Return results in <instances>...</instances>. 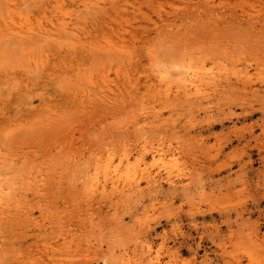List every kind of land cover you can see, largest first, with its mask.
Masks as SVG:
<instances>
[{"label": "rangeland", "instance_id": "rangeland-1", "mask_svg": "<svg viewBox=\"0 0 264 264\" xmlns=\"http://www.w3.org/2000/svg\"><path fill=\"white\" fill-rule=\"evenodd\" d=\"M0 11V264H122L146 260L147 242L164 264H264V0H0ZM63 22L75 46L52 42ZM199 68L217 78L192 100L182 92ZM151 149L174 154L186 187L90 194L98 158Z\"/></svg>", "mask_w": 264, "mask_h": 264}, {"label": "bare ground", "instance_id": "bare-ground-1", "mask_svg": "<svg viewBox=\"0 0 264 264\" xmlns=\"http://www.w3.org/2000/svg\"><path fill=\"white\" fill-rule=\"evenodd\" d=\"M11 1V0H10ZM61 2V1H60ZM5 3H9V2H5ZM92 3V2H90ZM15 5V4H13ZM91 5V4H90ZM86 6V5H84ZM7 7V6H6ZM9 7V6H8ZM7 7V8H8ZM100 7V6H99ZM5 8V7H4ZM17 8V7H15ZM57 8V6H56ZM96 8H98L96 6ZM10 9V8H9ZM8 9V10H9ZM85 9H89V8H85ZM103 9V8H102ZM101 9V10H102ZM105 9V8H104ZM5 11V10H4ZM14 12L16 10H13ZM99 11V10H98ZM1 12V15H2V11ZM17 12V15H18V11ZM58 12V11H56ZM5 13V12H4ZM59 13V12H58ZM102 13V12H101ZM8 14V13H7ZM19 14H22V13H19ZM56 14V13H55ZM61 14V11L60 13ZM0 15V17H2ZM16 15V14H15ZM103 15V14H102ZM12 16V15H10ZM55 16V15H54ZM7 17V16H6ZM23 17V15H22ZM21 17V18H22ZM45 17V16H44ZM64 17V16H63ZM2 18H5V17H2ZM9 18V17H8ZM18 20L19 19V16L17 17ZM46 18V17H45ZM10 19V18H9ZM23 19V18H22ZM47 19V18H46ZM12 20V19H11ZM29 18H27V20L25 21H28ZM2 21V19H1ZM61 22V21H60ZM3 23V22H2ZM19 23V22H18ZM25 23V22H24ZM4 24V23H3ZM12 24V23H11ZM20 24V23H19ZM18 24V26H19ZM61 25V28L60 26L57 28V30L59 32L57 33H53L50 37L53 38L54 41L52 40H49V41H52L54 43H56L58 46L60 47H63V46H70L71 44L73 46L76 45V43H70V42H65L63 40V38L65 36H69L71 35H75L76 32V29H74V25L71 24V26H69L67 23H61L59 24ZM5 26V25H4ZM41 26V25H40ZM29 27V26H28ZM38 28V26H36ZM77 27V26H76ZM53 28V27H52ZM21 30V29H20ZM28 30V29H26ZM45 30V28L43 29ZM51 31V30H50ZM25 32V31H24ZM74 32V34H73ZM30 33V32H28ZM51 33V32H50ZM11 34V33H10ZM19 34V33H18ZM31 34V33H30ZM4 35V34H3ZM45 35V34H44ZM5 36H8L5 34ZM17 36V35H16ZM47 36V35H46ZM49 36V35H48ZM47 36V38H48ZM77 36V35H76ZM22 37V36H20ZM28 37V36H27ZM40 37V35L38 36ZM37 37V38H38ZM43 36H41L42 38ZM73 37V36H72ZM71 37V38H72ZM4 38V37H3ZM10 38V37H9ZM14 38V37H13ZM25 38V37H24ZM36 39V36L34 37ZM33 38V39H34ZM37 39V40H42V39ZM45 38V37H44ZM55 38V39H54ZM26 40H28L27 38H25ZM34 39V40H35ZM75 39V37L73 38ZM77 39V38H76ZM6 40V39H5ZM7 40H10L7 38ZM12 40V39H11ZM14 40H17L14 38ZM36 40V41H37ZM44 40V39H43ZM42 40V41H43ZM46 40V38H45ZM72 40V39H71ZM78 40V39H77ZM20 41H23L20 39ZM48 41V40H47ZM79 41V40H78ZM3 41H1L2 43ZM35 42V41H34ZM40 42V41H39ZM46 42V41H45ZM44 42V43H45ZM85 42V41H84ZM29 43V42H28ZM70 43V44H69ZM78 43V42H77ZM83 43V42H82ZM27 44V43H26ZM40 44V43H39ZM50 44V43H48ZM53 44V43H51ZM88 44V43H86ZM33 45H37V44H34ZM41 47L43 44H40ZM44 45H47V44H44ZM55 45V44H53ZM107 45V44H106ZM29 46H30V43H29ZM39 46V45H38ZM47 47V46H46ZM113 47V46H112ZM37 48V47H36ZM43 48V47H42ZM65 48V47H63ZM102 49V47H100ZM106 48V47H105ZM120 48V47H119ZM38 49V48H37ZM70 49V48H69ZM73 49V47H72ZM97 49V47L95 48ZM27 50V49H26ZM60 50V49H59ZM125 50V49H124ZM35 51V50H34ZM104 51V49H103ZM107 51V49H106ZM123 51V50H122ZM120 51V52H122ZM43 52V51H42ZM40 53L38 55V58L34 57V60H35V63L37 64V66H40V65H45L46 64V61L44 60V55L43 53ZM113 52V51H112ZM115 52V51H114ZM32 52L30 51L29 54H31ZM89 53V52H88ZM101 53V52H99ZM111 53V51H110ZM96 54V53H95ZM108 55H111L109 53H107ZM33 55V54H32ZM113 56H115V54H112ZM118 55H120L118 53ZM117 55V56H118ZM49 55H47L48 57ZM101 56H103L101 54ZM112 56V57H113ZM98 57L100 58V55H98ZM97 57V58H98ZM121 59L119 60H122V56H120ZM103 58V57H102ZM101 58V59H102ZM111 58V56H110ZM117 58V57H116ZM130 59V58H129ZM99 60V59H98ZM104 60V59H103ZM111 60V59H110ZM109 60V61H110ZM113 60V59H112ZM118 59H116L117 61ZM105 61V60H104ZM108 61V60H107ZM120 62V61H119ZM12 63V62H10ZM9 63V64H10ZM99 63V62H98ZM118 63V62H117ZM96 64V63H95ZM102 65V64H100ZM35 66V65H34ZM110 66V65H109ZM36 67V66H35ZM94 68V67H93ZM190 68V67H189ZM95 69V68H94ZM200 69V68H199ZM55 70V69H53ZM89 70V69H88ZM188 70V69H187ZM245 70V69H244ZM189 71V70H188ZM55 73H59L58 70H55V72H52V73H49L47 77H52ZM83 73V72H82ZM217 73V72H216ZM79 74V73H78ZM84 74V73H83ZM118 74V73H117ZM190 75V77H192V79L190 80L191 83H189L190 85H192V89H187V90H184L182 93L184 94L185 97L187 98H190L192 100L196 99H200L201 97H204L206 95V91L208 90L209 88V84H207L209 81H216V74H214L213 72H210L209 70H207L206 68H203V69H200V70H193L191 71L190 73H188ZM219 74V73H218ZM233 74V73H232ZM235 74V73H234ZM233 74V75H234ZM185 75L186 74V71H185ZM236 76H238L237 74H235ZM78 76V75H77ZM77 76L76 79H77ZM235 76V77H236ZM246 77L248 76V73H246L245 75ZM79 77V76H78ZM244 76L242 75V78ZM245 77V78H246ZM189 78V77H188ZM244 78V79H245ZM64 79V78H62ZM79 80V79H77ZM60 81V80H59ZM184 81V80H183ZM222 81V79H221ZM186 82V81H185ZM49 81L46 83L45 85V88L46 90H48L49 88ZM56 83V82H55ZM57 84V83H56ZM186 84V83H185ZM184 84V88L186 87ZM188 84V85H189ZM213 84V83H212ZM216 84V83H215ZM91 85V83H90ZM87 86V85H86ZM211 86V85H210ZM214 86V85H213ZM221 86V85H220ZM57 87V86H56ZM48 88V89H47ZM180 88V87H179ZM190 88V86H189ZM83 89V88H82ZM0 90H4L1 86H0ZM8 90H13V89H8ZM14 90H18L17 92H22V90H31L30 88H23L22 87V83L21 82H17L16 83V86L14 88ZM179 90V89H178ZM217 90V89H216ZM171 91V90H170ZM180 91V90H179ZM178 93V92H177ZM106 96V95H105ZM95 97V96H94ZM28 98V97H27ZM47 110V109H46ZM55 113V112H54ZM52 114V113H50ZM56 114V113H55ZM153 147V146H152ZM117 148V147H116ZM119 148V147H118ZM123 148V147H122ZM111 149V148H110ZM113 149V148H112ZM146 149V148H145ZM162 149V148H161ZM114 150V149H113ZM117 150V149H116ZM125 150V149H124ZM173 150V149H172ZM115 151V150H114ZM120 151V150H119ZM118 151V152H119ZM123 151V150H122ZM129 151V150H128ZM152 151V149H151ZM121 152V151H120ZM149 152V151H148ZM152 155L151 158H148V155L145 154V152H142L138 157H135L133 158L129 152H124L123 154H121L119 157H115V155H111L109 154L108 156L106 155L105 158L101 157V158H98L95 162H94V165H93V169L91 170V174L89 175V178H88V181L86 182L89 187V191H90V194L91 195H96V194H99V195H103V196H110V198L112 196H115V197H128V196H133V195H137V194H141L144 189H143V185L142 183L145 182L146 184V188L148 190H151L152 188H156L158 189L160 187V185L164 182L166 183L171 189H176L178 187H186L185 183L187 182L186 179H182L181 178V172L176 169V164H178L177 162V159L175 158L174 154L172 153H168V151H163V150H156V151H152ZM170 152V151H169ZM117 153V152H116ZM174 153V152H173ZM131 154H132V151H131ZM118 156V155H117ZM89 172V171H88ZM85 183V184H86ZM187 184V183H186ZM188 185V184H187ZM190 187V186H189ZM1 188V187H0ZM9 189V188H8ZM178 190V189H177ZM3 192V191H2ZM86 194V193H85ZM144 195V194H143ZM1 196V195H0ZM8 196V195H7ZM140 196V195H139ZM142 196V195H141ZM10 197V196H9ZM99 198V197H98ZM109 198L107 197V200ZM118 199V198H116ZM129 199V198H128ZM9 200V199H8ZM7 200V201H8ZM11 201V200H9ZM121 201V200H120ZM12 202V201H11ZM14 202V200H13ZM1 203V202H0ZM16 203V202H15ZM3 204V203H2ZM8 205V204H7ZM1 206V205H0ZM2 208V207H1ZM5 208V207H4ZM7 208V207H6ZM153 209V208H152ZM4 210V209H3ZM7 210V209H6ZM4 210V211H6ZM18 210V209H17ZM3 212V211H2ZM17 213H19V210L17 211ZM8 214V213H7ZM3 218V217H1ZM0 218V219H1ZM6 218V217H5ZM142 219V218H141ZM145 219V218H144ZM143 220V219H142ZM148 221V219H146ZM138 222V221H137ZM140 222V225H141V220H139ZM143 223V222H142ZM65 224V223H64ZM67 224V223H66ZM69 225V224H68ZM63 226V225H62ZM65 226V225H64ZM144 226V225H143ZM147 228H149L147 226V224L145 225ZM144 226V227H145ZM60 229V228H59ZM61 230V229H60ZM72 230V229H71ZM64 231V230H63ZM61 233V232H60ZM142 233V232H141ZM61 237V236H60ZM58 237V238H60ZM63 238V237H62ZM66 240V238H65ZM76 243V242H75ZM89 244H92V243H89ZM79 245V244H78ZM94 247V246H93ZM48 248V247H47ZM49 249V248H48ZM143 249V248H142ZM145 258H144V255L142 256L144 259L146 260H142L140 259L139 256L136 260L134 261H131L130 259L128 260H123L122 258L124 256H122V258H120L121 260H123L124 262H122V264H164V259L162 257V254H161V250L162 248H159V249H155V246L153 243L151 242H147L145 247ZM63 251V250H62ZM128 251V250H127ZM134 252V250H133ZM131 252V253H133ZM15 254V252H14ZM125 254V252H124ZM134 254V253H133ZM118 256V254H116ZM115 255V256H116ZM135 255H136V252H135ZM15 256V255H14ZM128 256V255H127ZM16 257V256H15ZM133 257V256H132ZM59 260V259H58ZM64 261V260H62ZM79 261V260H78ZM119 261V260H118ZM2 262V261H1ZM73 262V261H72ZM126 262V263H125ZM172 262V261H170ZM169 262V263H170ZM60 263V261H59ZM74 263V262H73ZM72 263V264H73ZM120 263V261L118 262ZM117 263V264H118ZM6 264V263H5ZM65 264V263H64ZM67 264V263H66ZM121 264V263H120Z\"/></svg>", "mask_w": 264, "mask_h": 264}]
</instances>
